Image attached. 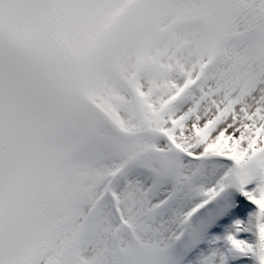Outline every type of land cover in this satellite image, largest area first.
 <instances>
[{
    "label": "snow or ice",
    "instance_id": "6c2138e0",
    "mask_svg": "<svg viewBox=\"0 0 264 264\" xmlns=\"http://www.w3.org/2000/svg\"><path fill=\"white\" fill-rule=\"evenodd\" d=\"M0 264H264V0H0Z\"/></svg>",
    "mask_w": 264,
    "mask_h": 264
}]
</instances>
